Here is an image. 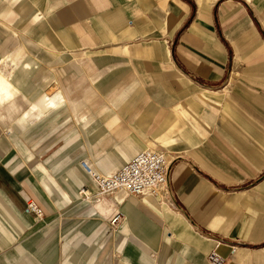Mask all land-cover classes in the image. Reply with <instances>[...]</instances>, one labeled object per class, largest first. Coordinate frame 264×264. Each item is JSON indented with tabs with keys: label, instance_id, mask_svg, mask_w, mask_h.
Instances as JSON below:
<instances>
[{
	"label": "crops",
	"instance_id": "0c3cea01",
	"mask_svg": "<svg viewBox=\"0 0 264 264\" xmlns=\"http://www.w3.org/2000/svg\"><path fill=\"white\" fill-rule=\"evenodd\" d=\"M41 50L83 95L21 112ZM83 66L109 74L104 99ZM146 148L167 153V186L96 197L83 160L108 174ZM213 250L264 264V0H0V264H210Z\"/></svg>",
	"mask_w": 264,
	"mask_h": 264
},
{
	"label": "rangeland",
	"instance_id": "374dc122",
	"mask_svg": "<svg viewBox=\"0 0 264 264\" xmlns=\"http://www.w3.org/2000/svg\"><path fill=\"white\" fill-rule=\"evenodd\" d=\"M23 40H18L17 45ZM15 44L11 47V49H14ZM59 53H53V52H48V51H39L38 55L35 56L33 55L30 51H27L25 59L27 61L30 60H36L37 61V67H35V73L30 76V81L27 86V88H20L19 89V96H20V101L21 103L16 106V110L21 108V112L29 110L32 105V103L39 102V98L43 97L45 93H52L54 91H60L65 95V97H77L79 96L80 90L76 88V85L72 83L73 81L76 80V75L74 72H70L69 74H59L56 71V67H62L64 65L62 62L59 61L58 59ZM91 63V62H90ZM89 63V64H90ZM2 65H4L3 61L1 62ZM64 67H67L66 64ZM20 68H23V66H19L16 64H8L6 65V72H3L5 78L9 81H16L17 82V77L21 73H19ZM28 69V67H27ZM82 72L86 77L85 80L87 83L95 88V96H101L103 99L106 97V92H103L98 86L100 84V78L103 76H107V79L109 78L107 72L101 71V70H95L91 67L83 66L82 67ZM66 81H70L71 84L67 85ZM65 82V83H64ZM86 83V82H85ZM27 89V90H26ZM83 95V94H80ZM101 105L99 104H88L85 109H84V114L89 115V114H94L97 113L99 110H103L106 108V105L104 100L101 101ZM101 107V108H100ZM11 109V110H10ZM14 107L11 106V108L7 109L5 112V115L10 116L13 113ZM10 110V112H9ZM70 114L73 117H75L74 111L70 109ZM41 139H43L41 137ZM24 141V138H22ZM40 143V141H39ZM146 149H152V148H146ZM38 155V154H37ZM48 157L47 153H42L39 155L40 160H46ZM93 186V185H92ZM95 195L96 197L100 199H109L112 195L114 194H121V192H112L109 194H101L98 192L95 186ZM82 189L85 191L83 192ZM146 192H150V190H147ZM80 193L85 196V198H88L92 193H89V190L86 186L82 187L80 190ZM127 194V193H126Z\"/></svg>",
	"mask_w": 264,
	"mask_h": 264
},
{
	"label": "built area",
	"instance_id": "2783aa9c",
	"mask_svg": "<svg viewBox=\"0 0 264 264\" xmlns=\"http://www.w3.org/2000/svg\"><path fill=\"white\" fill-rule=\"evenodd\" d=\"M81 164L101 194L125 191L128 195L138 196L147 190L155 192L168 185L171 174V162L168 161L167 153L157 149H144L135 153L120 168L108 174L96 170L84 160ZM28 210L36 216L43 213L35 201L29 202ZM120 215L119 212L115 213L110 219L111 223L115 224ZM207 258L210 264L227 263V258L215 250Z\"/></svg>",
	"mask_w": 264,
	"mask_h": 264
},
{
	"label": "bare ground",
	"instance_id": "6f19581e",
	"mask_svg": "<svg viewBox=\"0 0 264 264\" xmlns=\"http://www.w3.org/2000/svg\"><path fill=\"white\" fill-rule=\"evenodd\" d=\"M122 193H124V194H126V192L125 191H121Z\"/></svg>",
	"mask_w": 264,
	"mask_h": 264
}]
</instances>
